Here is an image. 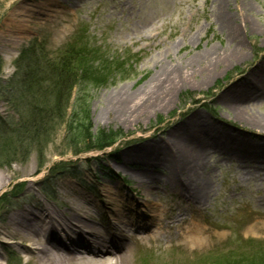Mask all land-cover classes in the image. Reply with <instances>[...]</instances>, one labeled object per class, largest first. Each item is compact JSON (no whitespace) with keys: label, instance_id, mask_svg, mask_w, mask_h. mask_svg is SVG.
Masks as SVG:
<instances>
[{"label":"rangeland","instance_id":"obj_1","mask_svg":"<svg viewBox=\"0 0 264 264\" xmlns=\"http://www.w3.org/2000/svg\"><path fill=\"white\" fill-rule=\"evenodd\" d=\"M229 27L237 29V39L231 38ZM236 43H243L242 61L226 58ZM75 46L108 55L118 65L108 68L102 84L84 82L78 94L74 91L70 105L78 104L81 93L88 105L83 136L101 130L121 135L111 147L96 152L87 149L92 147L88 141L81 143L84 137L70 128L69 117L64 123L53 119L36 130L40 143H46L26 149L27 109L18 96L25 83H38L49 92L41 106L53 107L50 64ZM25 53L35 61L36 72L20 60ZM262 53L264 0H0V129L10 125L14 133L0 134L9 135L0 142V196L11 189L7 206L0 204V229L10 213L34 201L60 209L62 192L69 187L94 197L101 188L118 185L122 197L135 202L131 208L154 202L170 226L155 241H146L127 264H228L236 258L264 264V182H246L239 162H217L219 155L211 154L209 200L195 213L193 204L178 205L176 192L157 181L150 191L133 194L138 186L134 173L145 169L147 151L136 152L130 160L125 153L156 139L169 140L168 129L194 113L249 138L244 130L250 128L217 97L254 68ZM160 70L175 76V83L161 87L156 80ZM247 107L264 116V98L249 101ZM74 150L80 155L74 156ZM182 218L213 233L212 241L195 249L193 244L183 246L178 235L187 225L179 223ZM99 222L98 227L106 228ZM224 244L228 249H217ZM24 256L20 245L0 243V264H25Z\"/></svg>","mask_w":264,"mask_h":264},{"label":"bare ground","instance_id":"obj_2","mask_svg":"<svg viewBox=\"0 0 264 264\" xmlns=\"http://www.w3.org/2000/svg\"><path fill=\"white\" fill-rule=\"evenodd\" d=\"M229 33L232 39H237V29L229 27ZM235 45L233 53L225 54L226 58L244 60L243 43ZM262 54L254 68L217 97L240 123L250 128L244 130L249 138L212 125L198 113L185 116L168 129L169 140L156 139L142 149L125 152L126 160H130L136 152L147 151L145 169L134 173L138 186L133 194L150 191L157 181L164 189L170 187L171 193L176 192L180 199L178 205L181 201L191 203L195 213L200 212L209 200L213 183L211 172L207 171L212 153L219 155L217 162L222 159L239 162L237 168L246 182L253 180L256 185L264 182V116L252 114L247 107L249 101L264 98ZM174 77L162 70L156 80L163 87L164 82L175 83ZM154 172L162 174L165 181L161 182ZM118 187L101 188L103 193L99 191L94 197L69 187L62 192L60 209L37 201L33 206L19 207L6 217V225L0 229V243L20 245L25 264H127L128 258L140 252L146 241H155L158 232L170 230V226L164 222L166 213L154 202H138V211L131 208L135 202L123 198ZM105 216L110 223L104 221L106 228L98 227ZM179 223L187 225L178 235L183 246L193 244L195 249L212 241L213 233L199 227L192 219L182 218ZM227 246L224 244L217 249Z\"/></svg>","mask_w":264,"mask_h":264},{"label":"trees","instance_id":"obj_3","mask_svg":"<svg viewBox=\"0 0 264 264\" xmlns=\"http://www.w3.org/2000/svg\"><path fill=\"white\" fill-rule=\"evenodd\" d=\"M34 47H31L33 50ZM43 54V53H42ZM62 54V53H61ZM45 56V55H44ZM26 57V58H25ZM60 59L53 60L50 64L52 81L49 86L52 84L53 90L51 98L54 101V106L51 108H46L41 106L43 103V98L48 95L49 92L45 91L43 87L28 85L25 83L24 91L20 92L18 96V101H21L20 104L25 106L26 116L28 117V121L25 124L26 131L24 133V140L27 141L29 146L26 149L30 148V146L35 149H39L42 145L46 143V140L41 142L38 140L36 136L37 127L41 126L43 123H51L53 119H59L61 123H64L66 118H68V123H71L70 128L75 132H79V135L82 137L84 134V125L83 123L88 120V105L86 98L82 95L83 93L77 95L76 101L78 104L71 106L70 100L74 96V91L76 94L77 87L86 82L94 84L97 82L98 84H102L104 76L106 77L107 71L109 67H113V69H117V61L114 62L113 59L110 60L108 55H97L95 50L86 49L84 47H72L63 54L60 55ZM45 59L46 56H45ZM21 61L28 62L29 65L32 64L33 71H37V65L33 58L29 57L27 53L23 54L20 57ZM99 71H97L96 66ZM36 88V90H35ZM27 96H24L26 95ZM79 97V98H78ZM69 113V114H68ZM24 121V119H23ZM13 127V126H12ZM12 134L13 129H12ZM121 134L108 132L106 133L104 130L97 131L94 135L87 133L86 136H83V140L81 143L88 141L92 147L87 148L88 150H101L106 147L113 145L119 138ZM9 135H2L0 137V142L3 140H7ZM72 140L77 139L72 137ZM30 143H34L30 145ZM40 146V147H39ZM7 153L8 150H5ZM10 152V150H9ZM74 153L79 154L81 151H73ZM6 194H3L0 197V204L7 205ZM242 259H235L228 264H252L250 262H255L258 264V259L256 260H247V262H240Z\"/></svg>","mask_w":264,"mask_h":264}]
</instances>
